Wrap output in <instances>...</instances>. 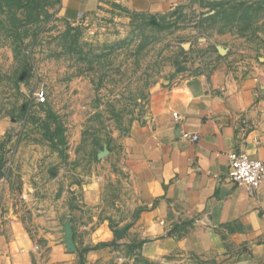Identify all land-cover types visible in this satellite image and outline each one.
<instances>
[{"label":"rangeland","instance_id":"rangeland-1","mask_svg":"<svg viewBox=\"0 0 264 264\" xmlns=\"http://www.w3.org/2000/svg\"><path fill=\"white\" fill-rule=\"evenodd\" d=\"M220 67L264 82V0H192L161 17L107 10L78 21L61 17L55 0H0V219L18 206L40 245L32 264H246L234 248L153 260L116 235L135 226L142 198L127 167L134 128L151 120L159 92ZM89 184L93 204L83 199ZM47 229L70 259L52 262Z\"/></svg>","mask_w":264,"mask_h":264},{"label":"crops","instance_id":"crops-1","mask_svg":"<svg viewBox=\"0 0 264 264\" xmlns=\"http://www.w3.org/2000/svg\"><path fill=\"white\" fill-rule=\"evenodd\" d=\"M190 1L55 0L59 15L68 20L107 10L161 17ZM186 133L199 139L188 140ZM130 144L127 167L142 198L125 241H139V251L153 260L175 252L217 255L234 248L246 264H264V181L250 195L245 186L227 179L231 151L264 156L260 77L220 67L210 76L198 75L159 92L152 100L151 120L134 128ZM83 199L96 202L93 184L84 185ZM5 219H0V264H32L40 245L17 205L11 204ZM105 233L112 236L111 231ZM41 235L52 262L72 257L55 230H41Z\"/></svg>","mask_w":264,"mask_h":264},{"label":"built area","instance_id":"built-area-1","mask_svg":"<svg viewBox=\"0 0 264 264\" xmlns=\"http://www.w3.org/2000/svg\"><path fill=\"white\" fill-rule=\"evenodd\" d=\"M85 19L83 14L79 15V20ZM37 97L38 102H46L48 95L45 89L38 91ZM185 137L191 141L199 139L198 134L186 133ZM229 158L230 166L227 179L234 185L245 186L250 195H255L264 181V156L254 158L247 152L233 150L229 153Z\"/></svg>","mask_w":264,"mask_h":264},{"label":"water","instance_id":"water-1","mask_svg":"<svg viewBox=\"0 0 264 264\" xmlns=\"http://www.w3.org/2000/svg\"><path fill=\"white\" fill-rule=\"evenodd\" d=\"M125 233H126L125 231H121V232L117 231L116 235L117 237L122 238L125 235ZM66 244L72 251L76 249V245L73 240V231L69 226L67 227V231H66Z\"/></svg>","mask_w":264,"mask_h":264},{"label":"trees","instance_id":"trees-1","mask_svg":"<svg viewBox=\"0 0 264 264\" xmlns=\"http://www.w3.org/2000/svg\"><path fill=\"white\" fill-rule=\"evenodd\" d=\"M47 102V101H46ZM46 102H43V103H40L38 102L39 104H45ZM141 243L137 244L136 247H138Z\"/></svg>","mask_w":264,"mask_h":264}]
</instances>
